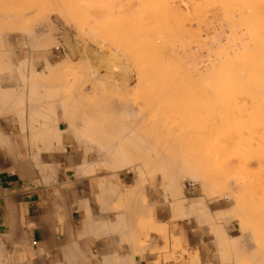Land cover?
Here are the masks:
<instances>
[{
	"label": "crops",
	"instance_id": "obj_1",
	"mask_svg": "<svg viewBox=\"0 0 264 264\" xmlns=\"http://www.w3.org/2000/svg\"><path fill=\"white\" fill-rule=\"evenodd\" d=\"M0 34V52L10 54L0 56V264L236 263L246 241L224 200L102 163L96 145L83 143L96 142L69 128L60 96L63 110L47 106L53 97L46 107L34 100L33 86L46 88L30 72L44 63L29 38Z\"/></svg>",
	"mask_w": 264,
	"mask_h": 264
},
{
	"label": "rangeland",
	"instance_id": "obj_2",
	"mask_svg": "<svg viewBox=\"0 0 264 264\" xmlns=\"http://www.w3.org/2000/svg\"><path fill=\"white\" fill-rule=\"evenodd\" d=\"M16 1L17 0H11V1L0 0V16L4 18L6 14V10L10 8L11 9L16 8L17 11L29 10L30 12H32L33 9H29V7L31 8V5L33 4L35 5V3H40V4L42 3L43 5L48 3V0L47 2L46 0H23V2H20V1L16 2ZM57 1L60 4L62 3L63 8L65 7L66 10L68 9V12L63 11V13H65L66 15L67 14L70 15V18L72 16V20H73L72 21L70 18H68L70 20L69 21L70 24L67 23L68 27L70 28L69 32L67 33L61 32L62 34L60 32H56L54 37H51L53 39L55 38V40L50 38L51 40L49 39L50 41L45 43L47 48H49L50 51H56L58 53V57L60 60L62 59V56H66L62 60L63 62L65 61L66 63H63V65L60 67V69H62V71L61 70L60 71L61 73H63L62 75L65 76L66 80L65 81L63 80L64 86L61 88V90L62 89L64 90H62V94L59 97V100L62 101L63 98H65L63 100L65 103L68 102V100H72V99L84 100L87 107H90V106L94 107L95 111L97 112V114L94 116L99 115V113L102 112V110L109 109L111 110V113H110L111 116L112 115L115 117L118 116L120 118L121 120L120 125H124V126L125 125L134 126L137 124L142 125L143 127L142 133H144L147 138L149 137H152V138L153 137H157V138L168 137L169 139L173 140V142H176V145L179 150L178 154L187 155V158L189 160L193 159L194 161L196 160V162L206 163L210 165L212 169V173L215 174L216 179L218 180L219 192L220 191H224V192L216 194V195H214L215 193H212V194L207 193L203 185L200 182L194 181L193 179H190V178H183L181 179L182 180L181 182H189V183H193L197 185L199 191L210 202L218 201L221 199L224 200L231 208L232 219L238 221L240 231L242 232V236L245 238V235L248 234V236H250V241H251L252 246L254 247L256 246V248H258L259 250L262 247L261 250H263L262 253L264 254V100H263L264 98L262 97L263 99L261 98L254 99L253 97V99H250L247 97L248 95L246 96V94H243V96L240 95L241 98H239V96H236L237 97L235 98L236 100L233 98H232L233 100L231 99L225 100V99H228L229 93L228 95H225L224 93L223 95L225 96L223 98L222 96L223 92H222L221 94H219V96H221V98H219L218 95H215V93L217 92V91L215 92V90L217 89V87H220V86L213 87L212 86L213 81H209V83L210 82L212 83L210 84V87L212 88H210L208 83H206V81L202 82V80H200V83H197L199 82V80L198 81L195 80L196 83L200 85L202 83H206L209 88V90L207 91L206 89L208 88L206 84H203L198 88L197 85L195 84L193 85L192 80L183 81L180 79V81H183V82L188 81L190 83L191 81L192 83L190 84L193 86L189 85V87L185 86L186 83H184L185 87H180V85L178 87L173 86V84L175 85L177 84L175 83L177 82V80L175 79L171 81V83L173 82L172 85H168L170 84V80H168V83H164L165 79L162 80L163 82L158 81L159 79L154 80V81H152L153 79L152 80H147V79L142 80L146 76V74H149L148 73L150 72L149 69L153 71L154 68L151 69L152 68L151 65L159 63L156 65L157 67L154 65V67L157 69H154L153 77L157 76V70L158 71L161 70V69L159 70V68L161 67L160 63L163 66L162 60L159 61V59L161 58L160 54H162V52L158 54L160 55L158 56L159 58L158 62L156 59L157 57L156 53L158 52V50H161V49H157V48H160V46L158 43H156V41L155 42L153 41L152 46L156 44V46H158L157 48L156 46H153L154 48L151 47L150 43H148L149 44L148 50L144 49V48H147V46H137V45H143L147 43V42H144V40L151 42L153 40V34H154V38H157L158 40L157 34L160 35L163 32L159 33L160 30L159 32L158 30L156 31V29H158V26H159L158 25L157 27H155L158 23L157 21L159 22L163 21L162 23L160 22L161 24L166 23L167 24L166 27L174 31V33L176 30L177 35L175 36H178L179 38L180 36L181 37L184 36L182 37L183 39L182 38L180 39L185 42L184 44L182 42V44L185 46V48H188L187 49L188 51L192 49H195V50L198 49L199 51L197 52H199L200 55L202 54V56H200L199 54L198 55L196 54L197 58H200V59H197L200 61V64H204L205 62V65H208L207 60L210 58L209 56L212 55L210 53V50L212 48L211 49L208 48L210 55L208 54L209 58L207 59L206 58L207 53L205 52L207 48L205 49L204 47L202 49L200 45H197L196 44L197 39L201 41L202 44L206 43V45L210 43L212 40H214L215 44H213L214 42H212L211 44L212 46L215 45L213 46L214 50H216L215 48L218 47V44L220 41H221L220 44L222 45L224 43L229 44V45L225 44L223 46L227 47V46L232 45L230 44V42H233L231 41L232 33L229 27H227V29L225 28L224 32L221 31L223 35L224 33L229 34L227 36L225 34L226 37L225 36L221 37L222 33L219 34V32L216 34L220 35V37L217 36L216 34L213 35V33H211L210 30H208L209 21L208 22L206 21L207 20L211 21V18H210L211 16L209 15H211L212 13L211 14L208 13L207 6H206L208 5V3L207 4L205 3L209 1L204 0L203 2V0H201L200 7L203 9V10L201 9L202 12L199 11L200 7H198L199 9L196 7V9H198L196 10L195 5H193V3L191 4L188 2L191 6L194 7L190 10L192 11V13L195 12L194 13L195 15L189 12L188 3H183V5H181V2L183 1L185 2V0L179 1L180 3H176V0H175L174 3L176 5L172 3L173 0L172 1L171 0H156V1L147 0L149 7L148 6L146 7L148 8H144V5L146 4V2L145 1L142 2V0H57ZM211 1L212 0H210V3ZM30 2H32V4ZM55 2L56 1L54 0V3ZM157 2H160L159 3L160 5L162 3L161 7L162 8L164 7V9H162L159 6L162 9L159 15V19L157 17V14L155 15L151 14L153 12H156V10H158ZM198 4H196V6H199ZM21 5H22V9H21ZM179 5L181 6V9L179 10H181L182 13L178 12L179 11L177 10L178 8L176 10L172 8L175 6L177 7ZM152 6L154 7L152 8ZM182 6L187 7L185 8L187 12H184L185 9H183ZM208 6H210V9L211 7L212 8L214 7L212 3L211 5L209 4ZM54 9L52 10V15H57L59 17L60 16L59 12L61 10L58 12L56 11V9L59 10V8H56L55 11L57 13H55ZM147 9H149V12L147 15L150 16V17H147L148 19L145 18L146 13H144L145 10L147 12ZM196 11L200 13L197 14ZM97 12L100 14L101 12L102 14L106 13V15L105 16L103 15L104 17L99 16L98 19H96L95 17H91L92 14H98ZM107 12L110 13L111 15L108 14ZM158 12H160V9L158 10ZM20 13L22 14L23 12H20ZM179 13H181V15ZM189 13H190V17L189 15H187ZM202 13L203 14L205 13L207 20L206 18L201 19L205 23L201 22L200 25H196L197 23L195 22L197 19L196 15H198V17L199 16L201 17ZM152 15L154 19L157 17L158 20L157 19L154 20L153 18H151ZM193 16H195V18ZM221 16L222 14L220 13V17ZM182 18L184 21L181 22ZM30 19L34 21V17H29V16H28V20L26 18L25 21L24 20H21V21L27 24V22L31 21ZM120 19L123 22L120 21ZM143 19H146V20L143 21ZM213 19H214L213 22L215 23L214 25H216L217 27L218 24H220V22L217 19H215V17ZM220 19H221V23L224 25L223 18H219V20ZM148 20H151V21H148ZM192 20H195V21H192ZM215 21L216 22L218 21L219 23L218 22L216 23ZM35 23L36 22L34 21L32 23L33 25H30L31 28L36 27ZM183 24H185V26ZM203 24H205V26ZM95 25H97V28L95 27ZM182 25L185 27L186 31H183L184 29L181 30V28H183ZM206 25H208V27ZM2 26L4 28V25ZM23 26L25 25L23 24ZM200 26H203V27L200 28ZM151 28L153 29L154 32L151 30ZM8 29L10 28L8 27ZM187 30L189 31L194 30L192 32L190 31L191 33L189 34L191 36H189V34L188 35L186 34L188 33ZM225 30H228V31H225ZM10 31L11 30H8V33ZM145 31H147L146 32L147 37L144 34ZM11 32H18V31L12 30ZM128 32L131 33V36H128L129 34ZM208 33H211V34L208 35ZM25 34L22 33L24 37L28 35V34L26 35ZM65 35L69 37L67 36L65 37ZM208 36H211L212 38L213 36H216L218 39L216 41V37H214V39L210 40L211 38H209ZM27 37L31 39L29 41L32 42V38H30L31 36L29 37L28 35ZM126 37L127 38L130 37L132 38V40L135 39L134 41L136 42L135 43H132V41L129 42V40L131 39L128 38L127 40ZM173 37L171 39H174ZM178 37H175V38H178ZM224 37L225 38L230 37L231 39L230 38L229 40L227 39L228 42H226V39ZM122 38L128 41L127 43L129 44H126V42H124ZM142 38L143 40H141ZM191 38L192 40L195 39L194 46H192L193 44L191 42L192 41ZM167 39H170V38H167ZM167 39L164 40V42L168 41ZM222 39H224L225 41ZM174 40L176 41L178 45L180 44L178 43L179 40L177 39H174ZM44 41H46L45 37H44ZM188 41L191 43H188ZM51 42H52V44H50L51 46L47 45L48 43H51ZM101 42H103L104 44ZM137 42H143V44L140 43V44L134 45ZM157 42H160V44L163 43L160 39ZM55 43H58V44H55ZM111 43L112 44L114 43V45H112ZM108 44H109L108 46L109 48H107ZM110 44L114 48L119 46L118 49L116 48L117 53L115 54L112 53V55L113 54L115 56L117 55L119 59L121 57H124L125 60L122 58L120 59L121 61H119L118 59L112 60L111 58H115V57H111V56L109 57V55L107 58V54H109L108 52L109 49H111V52L115 50L114 48L111 47ZM165 44L163 46H165ZM187 44H190L189 45L190 48L192 47L194 48L189 49V47H187ZM101 45H104L105 48L107 49L104 48L105 49L104 50L103 48H101L103 47ZM127 45H130V48H133V49H130V51L129 49L123 50V48L125 49ZM167 45L168 44H166V46ZM222 45H219V47L220 46L222 47ZM179 46L181 47L182 45H179ZM179 46L176 49L182 50V48H180ZM141 47H144V48H141ZM208 47H211V46H208ZM150 48H152V50L157 49L156 52L153 51L155 52L156 57ZM145 50H146L145 53L148 52L147 54L149 56L148 58H147V55L144 54L143 52ZM164 50L167 51L168 49L167 50L164 49ZM214 50H211V51L213 52ZM103 51H106V52H103ZM120 51H122V53L124 51L122 56L118 55V52L121 53ZM126 51H129V52H126ZM236 52L237 50L235 51V53ZM151 54L154 55L156 63L152 61L154 60V57H152ZM162 55L164 57V54ZM109 58L112 61H109L108 60ZM103 59L105 60L107 59L108 61H105ZM114 60H118L117 61L118 64H116L117 62L116 63L113 62ZM147 60H148V63L152 62L150 63L151 65L147 64ZM163 61H164V58H163ZM114 64L121 65V66L120 67L118 66V68L115 69ZM167 64H164V66H166ZM200 64L199 66L203 70L204 69L203 67L205 65L202 66ZM169 67H175V65L169 64ZM43 70H44V67L39 72ZM162 70L160 72H163ZM139 74L143 78L140 77V80L138 81L139 79L138 77L140 76ZM158 75H160V73H158ZM171 75H174V74H171ZM113 78H115L116 80H113ZM178 83L180 82L178 81ZM200 88H204L203 90L207 92L206 95L212 94V96L211 97H206L205 95L203 96V94H201L202 91L200 92V90H198ZM220 88L223 89L222 87ZM210 89H213L214 92L211 91ZM209 91H211L212 93ZM76 94L78 95L77 97H76ZM83 143L96 145V148L101 157L102 163H104L105 165H109L110 163H113V160L112 161L109 160L107 156L104 155L100 151L98 144L86 143V142H83ZM139 163H141V164H138L142 168L141 171L142 172L144 171L145 173L148 174L149 173L148 167H146V165L144 164L146 162H139ZM105 167L106 166H104V169ZM121 168L118 167L119 170H131V171L137 170L133 168V165H128L125 168L123 167ZM247 182L248 184L247 186H245ZM231 187L233 188V190ZM231 191L234 193V195L238 197L237 202L239 201L243 202L241 198L239 199V197H242L241 193L245 194L244 198H246V200H248V198L249 199L251 198L249 201L251 208L249 207V209L247 210L249 215L247 214L246 208H245V206L247 205H244V207L241 209V212L243 215L241 214V212L239 213L236 212L233 214V212L236 210L238 203L236 204V201H235L236 196L234 198H231L232 197V195L230 196ZM247 216L252 217L251 218L252 222H250V225L251 223H253L252 225L254 226V229H252L253 226L251 225L252 228L251 227L250 228L252 230L249 228L250 225L248 226L249 224L248 222L250 221V220L248 221V219L250 218ZM256 227L260 228L259 231H257L258 228L255 229ZM246 228H247V231H245ZM254 230L257 232H255ZM253 233H255L257 236L259 235L260 237L259 240L255 239L256 237L254 236L255 234ZM258 241L262 242V245L260 244L261 247L259 246L258 243L260 242ZM236 251H235V256H236ZM236 261H237V258H236Z\"/></svg>",
	"mask_w": 264,
	"mask_h": 264
},
{
	"label": "bare ground",
	"instance_id": "obj_3",
	"mask_svg": "<svg viewBox=\"0 0 264 264\" xmlns=\"http://www.w3.org/2000/svg\"><path fill=\"white\" fill-rule=\"evenodd\" d=\"M7 1H11V0H7ZM17 1L23 2V0H17ZM55 1L57 3L56 2L54 3V0H50V1L48 0V3H46L44 5L42 3L41 4L40 3H35V5L33 4L34 6L31 5V8L29 7V9H33L32 12H30L29 10L17 11L16 8H12V9L15 10L14 11V10H12L10 8V9L6 10V14H5L4 18L0 16V33H5V32L8 33V30H11V31L13 30V31H18V32L23 33V34L26 33V34L29 35V37L31 36L30 38H32V42L33 43L31 41H29L28 43H31L29 45H31L32 47L34 46L35 49L38 50L39 63H41V62L44 63V70L43 71H41V72H33V73L30 72L32 74V80L33 81L35 80L34 82H36V83L37 82L41 83L40 85H42V86L44 85L43 87L46 88L45 90L44 89H37L36 85L33 86V84H35V83H32L33 81L30 80V83L32 84L31 87H30L31 90H32V86H33V90H32L33 91V98H34V100H36L37 103H40V104H42V103L44 104L45 103L44 100L47 101L48 99H51L53 97L52 100H49L50 103H51V101H53L56 98H58V96H61L59 94L61 86L58 85L57 83L60 84L62 82V84H63L64 81L66 80L65 76L62 75L63 73H61L62 69H60V67L63 65V63H66L65 61L64 62L62 61L66 56H62V59L60 60L59 57H56L55 55H52L53 53H51V51L49 50V48H47V46L45 44V43L49 42L51 39H53L51 37H54L56 32H60V33L61 32H63V33L66 32L67 33V32L70 31V28L68 27V24H67L70 21L68 19V18H70V15H68V14L66 15L65 13H63V11L64 12H66V11L68 12V9L66 10L65 7L63 8L62 3L60 4V3H58L57 0H55ZM143 1L146 2V4L144 5V8H148L149 6H148V3H147V0H142V2ZM154 1H156V0H154ZM179 1H183V0H178V1L176 0V3H180ZM196 1L195 0H189V1L185 0V2L184 1L181 2V5H183V3H188V2L191 3V4L193 3V5H195V9H196V7L197 8L200 7L201 0L200 1L196 0ZM207 1H209V2L205 1L206 2L205 4L208 3V5L209 4L211 5V3H212V5L214 6L213 8L215 9V11H214V9L212 7L210 9V6L206 5L208 13L209 14L212 13L211 15H209V16H211L210 17L211 21L207 20V17L205 16V13L204 14L202 13V15L200 14L202 18L200 16L198 17V15H196V18H197L196 21L195 20H192V21L197 22L198 24L196 23V25H200V23L203 22L201 19H205L206 18V20H207L206 22L209 21L208 22L209 23L208 24L209 25L208 30H210V32L213 33V35L218 33V32L220 34V33H222L221 31L224 32V29L225 28L227 29V27H229L231 29V33H232V40L231 41H233L234 44H233V42H230V44H232V45H230L231 47L230 46L226 47V46H223V45H225V44L229 45V44L228 43H224L222 45V44H220V42H221L220 41L219 44H218V47H217L218 49L215 48L216 50H214L213 46H215V45L212 46L211 44H212V42H214V40H212V39H214V37H216V36H213V38L211 36H208L209 38H211L210 40H212L210 43L207 42L210 45H208V44L206 45V43L202 44L201 41H199L197 39V41L199 43H201L203 45V47H202L201 44H199L196 41L197 45H200L202 49L204 47H205V49L207 48L205 50V52L207 53V55L205 54L207 56L206 58L208 59L210 57L207 60L208 65H205V62H204V64H200V61L197 60V59H200V58H197V55L199 54V52H197V51H199V50L198 49L197 50L192 49V48H194L192 46H194L195 39L192 40V38H191L192 41L190 40L192 42V44H193V45L191 44L192 48H190V46H189L190 44H187V47H189V49H192V50L188 51L187 50L188 48H185V46L183 45L185 42L180 39V38H182L184 36H182V37L180 36V38L178 36H175V35H177L176 34L177 33L176 30H175V33H174V31H172L171 29H168L166 27L167 26L166 23L165 24L164 23L161 24L163 21L162 22L160 21L161 23L159 21H157L158 23H157V25L155 27H157L158 25L160 27L158 26V29H156V31L158 30V32H159V30H160L159 33H161V32H163V33L160 34L162 36H160L157 33L156 34L158 36V40L160 39L163 43L161 42L162 44H160V42H157L158 40H157V38H154V34H153L154 31L151 28V30L153 31L152 32L153 40L151 41L152 43L150 41L148 42V41L144 40V42H147V43L143 44V42H137L134 45H137V44L141 43L143 45H137V46H147V48H144V47H141V48H144V49L148 50V47H149L148 43H150L151 44L150 46L153 47V46H156V44L152 46L153 41L154 42L156 41V43H158L159 46H160V48H157L158 46H156V48L157 49H161V50H158V52L156 53L157 57L155 55V52L157 51V49L156 50L155 49L152 50V48H150V49L152 50V52L155 51L153 53H154V55H155V57L157 59V62H158V59H159L158 56L161 55L160 56L161 58L159 59V61L162 60L163 66L160 63L161 67L159 68V66H158V68H159V70L163 69L162 70L163 72H160L161 70L160 71L157 70V76L153 77L154 69H157V68L154 67V65L156 66L159 63L155 62L156 61L155 57H154V55L151 54L152 57H154V60H152V61L156 63V64L151 65L150 63H152V62L148 63V60H147V64H150L152 66L151 69L154 68L153 71H151L149 69V71L152 73V75H151L150 72H148L149 74H146V76L144 77L145 79H144L139 74L140 76L138 77L139 78L138 81L140 80V77L143 78L142 80H146V79L147 80H152L153 79L152 81H154V80L159 79L158 81H161V82H163L162 80L165 79L164 83H168V80H170V84H168V85H172L173 82L171 83V81L175 79V80H177V82H175L177 84L176 85L173 84V86H177L178 87L180 85V87H185V86L189 87V85H191L190 83L193 82V85L194 84L197 85L198 88L201 85L206 84V83H208V85L210 87V84H212V83L211 82L209 83V81H213V85H212L213 87H215V86L216 87L220 86L222 88L225 87V86L227 87V88L225 87L226 89L225 88L221 89L220 87H217V89L214 88V89H216L215 92L216 91L218 92V93L216 92L215 95L219 96V94H221L223 92L222 93L223 98H224L225 95H228V93H229L228 99H225V100H229V99L233 100V99L237 98L236 96H239V98H241V96H243V94H246V96L248 95L247 97L250 98V99H253V97H254V99H258V98L259 99L260 98L263 99L264 98V0H212L211 3H210V0H207ZM46 2H47V0H46ZM174 2H175V0L172 1V3H174ZM198 2H199V4H198ZM203 2H204V0H203ZM30 3L32 4V2H30ZM155 3H154V5H155ZM157 3H158L157 4L158 8L156 6L155 7L158 10L160 9V12H158V10H156V12H153L151 14H153V15L157 14V17L159 19V15H160L162 9H164V7L163 8L161 7L162 3H161V5L159 4L160 2H157ZM133 4H135V3H133ZM196 4H198L199 6H196ZM152 5H153V3H152ZM60 6H61V8H60ZM146 6H148V7H146ZM188 6H189V12L192 13V11L190 9H192L194 7L191 6L190 4ZM23 7H24V5H23ZM53 7L55 9L59 8V10L56 9V11H58V12L61 10L59 12V15H60L59 17L57 15H52V10L54 9ZM153 7L154 6H152V8ZM175 7H172V8H174V10H176L177 8H178L177 10L181 9L180 5L177 6L176 8ZM182 8L185 9L187 7H183L182 6ZM21 9H22V5H21ZM55 9H54V12L57 13L55 11ZM198 9H196V10H198ZM201 9L202 8L200 7L199 11L202 12L203 9L202 10ZM103 11H105V10H103ZM209 11H211V12H209ZM218 11H220V12H218ZM20 12H23V13L21 14ZM102 12H101V14H102ZM148 12H149V9H147V12L145 10L144 13H146V15H147ZM178 12H181V10H179ZM184 12H187L186 9L184 10ZM181 13H179V14L181 15ZM194 13L195 12H193L192 14L195 15ZM198 13H200V12H197V14ZM214 13H216V14H214ZM220 13L222 14L223 17L222 16L220 17ZM101 14L100 13L92 14V16L91 15L90 16L91 17H95L96 19H98L99 16L100 17L101 16L104 17L106 15V13H103L102 15ZM108 14H110V13H108ZM183 14H182V16H183ZM146 15H145V18L148 19L147 17H150V16H148V15L146 16ZM153 15H152L151 18H153ZM187 15H189V17H190V13L187 14ZM28 16L29 17H34V21L36 22L35 23L36 27L31 28V26H30V25H33L32 23L34 21L31 20L33 18H31L30 19L31 21L27 22V24L24 23L23 21H21V20L25 21L26 18L28 20ZM67 16H69V17H67ZM157 17L155 19H157ZM193 17L195 18V16H193ZM214 17H215V19H217L220 22V24H218L217 27H216V25H214L215 23L213 22L214 21V19H213ZM219 18H223L224 25L221 23V19L219 20ZM70 19L72 20V16H71ZM146 19H143V21H145ZM197 20H199L200 22L197 21ZM120 21H122V20L120 19ZM148 21H151V20H148ZM182 21H184L183 18L181 19V22ZM99 22H100V20H99ZM28 23H29V25H28ZM95 23H96V21H95ZM95 23H93V24H95ZM203 23H205V22H203ZM210 23H211V25H210ZM6 24H8V25H6ZM23 24L25 26H23ZM2 25H4L5 29L3 28ZM98 25H99V23H98ZM183 25L185 26V24H183ZM183 25H182L183 28H181V30L184 29L183 31H186L185 27ZM203 25L205 26V24H203ZM208 25H206V26L208 27ZM8 27L10 29H8ZM11 27H13V28H11ZM95 27L97 28V25H95ZM163 27H165V28H163ZM201 27H203V26H200V28ZM217 28L219 29V31H218ZM163 29H165V30H163ZM187 31H188V33H186V34L188 35L189 33H191L194 30H192V31L190 30L191 32L189 30H187ZM225 31H228V30H225ZM146 32L147 31H145L144 34L147 37ZM211 33H208V35L211 34ZM82 34H83V32H82ZM129 34H128V36H131V33H129ZM225 34H226V36L229 35L228 33H224V35L222 33L221 37L225 36ZM66 36L67 35H65V37ZM138 36H140V35H138ZM171 36L172 37L174 36L173 37L174 39L179 40L178 43H180L179 45H182V46L180 47L176 43V41L174 39H171L172 38ZM189 36H191V35L189 34ZM217 36L220 37V35H217ZM1 37H2V35H1ZM1 37H0V40L2 39ZM44 37L46 38V41H44ZM67 37H69V36H67ZM162 37H164V38H162ZM175 37H178V38H175ZM128 38L131 39V40H129V42L130 41H132V43L136 42V41H134L135 39L132 40V38H130V37H128ZM128 38H127V40H128ZM143 38L141 40H143ZM167 38H170L171 40L167 39ZM229 38L230 37L225 38L226 42H228ZM166 39L168 41L164 42V40H166ZM189 39H190V37H189ZM217 39L218 38L216 37V41H217ZM29 40H31V39H29ZM53 40H55V38ZM122 40H124V39L122 38ZM222 40H224V39H222ZM83 41H85V40H83ZM124 42H126V44H129V43H127L128 41H126V40H124ZM182 42H183V44H182ZM191 42L188 41V43H191ZM2 43H0L1 46H2ZM101 43H103V42H101ZM165 43L168 44V45L166 46ZM21 44L23 45L24 43L21 42ZM50 44H52V42L48 43L47 45H50ZM55 44H58V43H55ZM164 44H165V46H163ZM213 44H215V42ZM112 45H114V43ZM112 45H111V47H112ZM130 45H127V47H125V49L123 48V50L129 49V51H130V49H133V48H130ZM161 45H162L163 48L161 47ZM177 45L180 48H182V50H179V49L177 50L176 49L178 47ZM219 45H222V47L221 46L219 47ZM1 46H0V51L3 50V49H1V48H3ZM50 46H48V47H50ZM101 46H103L101 48H103V49L105 48L104 45H101ZM108 46H109V44L107 45V48H109ZM124 46H125V44H124ZM208 46H211V47H208ZM239 46H240V48H239ZM118 47H116V48L118 49ZM164 47H166V48H164ZM72 48H73V46H72ZM107 48H105V49H107ZM112 48H114V47H112ZM116 48H114L115 50H113V52H111V49H109V51L106 50V51L109 52V54H107V58H108V55H109V57L110 56L111 57H115V58H111L112 60L113 59H118L119 61H121L120 59L121 58L124 59V57H121L119 59V57H117V55L116 56L114 55L115 53H117V51H116L117 49ZM208 48H210V49L212 48L211 50H214L213 51L214 54L210 50V53L212 54V55H210ZM93 49H95V48H93ZM164 49H166V50L168 49L167 50L168 52L165 51ZM236 50H237L238 53L237 52L235 53ZM106 51H103V52H106ZM114 51H116V52H114ZM129 51H126V52H129ZM120 52L121 53L118 52V55L122 56L124 51H123V53H122V51H120ZM143 52L146 55L148 54V52L145 53L146 50L143 51ZM161 52H162V54H164V57H163L162 54H160ZM1 53H2V56H1ZM112 53H114L113 54L114 56L112 55ZM104 54H106V53H104ZM158 54H160V55H158ZM3 55H4V51L0 52L1 62L2 63L5 62V61H2V60H4L3 58H5V55H6V59L10 60L9 52H7L4 56ZM65 55H67V54H65ZM200 56H202V54ZM148 57L149 56L147 55V58ZM163 58H164V61H163ZM111 59L109 58L108 60L112 61ZM103 60H105V59H103ZM108 60L106 59L105 61H108ZM118 60H114L113 62L116 63ZM28 61H25L24 65L26 63L30 65L31 60L29 62ZM7 63L9 64V63H12V62L8 61ZM19 63H20V61L18 62V65H19ZM116 64H118V62ZM116 64H114L115 65V69L118 68V66L119 67L121 66V65H116ZM164 64H167V65L164 66ZM169 64H174L175 67H169ZM199 64L202 65V66L205 65L203 67L204 68L203 70H202V68H200ZM4 66L2 67L3 69H4ZM10 66H12V65H10ZM13 66H15V65H13ZM162 67H164V68H162ZM15 68H16V66H15ZM17 68H19V67L17 66ZM3 69H0V70H3ZM9 69L10 68H7V70H9ZM30 70H31V67H30ZM158 73H160V75H162V76L158 75ZM161 73H163V74H161ZM171 74H174V75H171ZM149 75H151V76H149ZM30 77L31 76H29V78ZM26 78L23 77L24 80ZM180 79L183 80V81L184 80H192V82L191 81H190V83L188 81L183 82V81H180ZM113 80H116V79L113 78ZM166 80H167V82H166ZM195 80L196 81L199 80V82H197V83H200V80H202V82L206 81V83H202L200 85V84H197ZM178 81L180 83H178ZM26 82H28V81H26ZM51 82H52V85L49 84ZM54 82L58 86H56L54 84ZM43 83H45L46 85L43 84ZM184 83H186L185 86H184ZM25 85H28V83L25 84ZM47 85L49 87H46ZM193 85H191V86H193ZM208 85L206 84L207 88H208ZM59 86H60V88H59ZM210 88H212V87H210ZM218 88H220V89H218ZM203 89L204 88L198 89V90H200V92L202 91L201 94H203V96L204 95L206 97H211L212 96V94L211 95L210 94L206 95L207 92H205V90H203ZM224 89L226 91L228 89V91L226 92ZM41 90H42V92L44 90V92L42 93ZM62 90H64V89H62ZM206 90L208 91L209 88L206 89ZM210 90L213 91V89H210ZM211 91H209V92H211ZM7 93H9V92H7ZM224 93H225V95H223ZM61 94H62V92H61ZM28 95L30 97V92L28 93ZM252 95H254V96H252ZM14 96L15 97H13V98H16V95H14ZM23 96L21 95V97H23ZM77 96L78 95L76 94V97ZM54 97H55V99H54ZM33 98H31L32 102H33ZM219 98H221V96H219ZM226 98H227V96H226ZM64 99L65 98H63V100ZM56 100H58V99H56ZM29 101H30V99H29ZM38 101H40V102H38ZM41 101H44V102H41ZM59 101L60 100H58V102ZM13 102H15V101H13ZM53 102H55V105H57V106H58V104H61L59 107H60L61 110L64 109L63 110L64 120L66 121V123L69 124V128L72 131L81 134V137L83 139H87V140H91L92 142H96L99 145V147L101 148V150L103 151V153L108 158H112L114 161H116V163H118V167L125 168L128 165H133L134 169H137V170L140 171V173H139L140 175H144L143 172L141 171L142 168L138 164H141L139 162H146L144 164L146 165V167H148V170H149L148 174L149 175L159 174V175L162 176L163 179H170L171 181H173L174 184H175V182L179 183L180 181H182L181 179H183V178H190V179H193L194 181L200 182L203 185V187H204V189L206 190L207 193H210V194L215 193L214 195H216V194L224 192V191H220L219 192L218 180L216 179L215 174L212 173V169H211L210 165H208L206 163L196 162V160L194 161L193 159L189 160L187 158V155L178 154L179 150H178V147L176 145V142H173V140L169 139L168 137H166V138H157V137H153V138L149 137V138H147L145 136V134L142 133V128H143L142 125H139V124L134 125V126L120 125V123H121L120 118L118 116H116V117L113 116V115L111 116V114H110L111 110H109V109L102 110V112H100L99 115L94 116V115L97 114V112L95 111L94 107L93 106L87 107L84 100L72 99V100H68L67 103H65L63 101L64 103L63 102L62 103H63L64 106L62 105L61 102L60 103H56L57 101H53ZM7 103H9V102H7ZM11 104H13V103H11ZM52 104L53 103H51L49 105V103H48L47 106H49V107L50 106L51 107L54 106V104L53 105ZM1 106L2 105H0V107ZM44 106H45V104H44ZM57 106H55V109H52V110H49V111L46 110V112H49L50 115H51L52 113H54L53 110H56ZM62 106L64 107L63 109H62ZM45 107H42V108L45 109ZM6 108H7V106H6ZM19 108H20V105H19ZM40 110H41V108H40ZM39 117H41V116H39ZM49 123H52V122H49ZM42 128H44V127H42ZM44 129H46V127ZM144 168H145V166H144ZM247 184H248V182L246 183L245 186H247ZM232 190H233V188H232ZM242 192H244V191H242ZM241 194H242V197L244 198L245 194H243V193H241ZM231 195H232L231 198H234L236 196V195H234V193L232 191L230 192V196ZM242 197H239V199L241 198L243 200V202L239 201L240 202L239 203V202H237L238 197L236 196V200L235 201H236V204L238 203L237 207H236L237 211L235 210L233 212V214L236 213V212H238V213L241 212V209L244 207V205H247V206H245L246 212L249 209V207L251 208V206L249 204V201H250L251 198L250 199L248 198V200H246V198L243 199ZM246 197H248V196H246ZM249 197H250V195H249ZM241 214H242V212H241ZM247 214L249 215L248 212H247ZM247 217H249V216H247ZM249 218L250 219H248V221L249 220L250 221L248 222L249 224L247 223L248 226L250 225V222H252V219H251L252 217H249ZM252 224L253 223H251V225ZM251 225L249 226V228L250 227L252 228L253 225L252 226ZM257 228L258 227H256L255 229H257ZM252 229H254V226H253ZM259 229L260 228H258L257 231H259ZM245 231H247V228L245 229ZM254 231H252V232H254ZM257 231H255V232H257ZM253 234H255V233H253ZM254 236L256 237V238L254 237L256 240L257 239L259 240V238H260L259 235L257 236L255 234ZM245 241L246 242H244L241 251L238 252V254H237L236 264H264V254L262 253L263 250H261L262 249V247H261L262 242L258 241V242H260L258 244L261 247V249L259 250L258 248H256V246L255 247L252 246L251 241H250V236H248V234L245 235Z\"/></svg>",
	"mask_w": 264,
	"mask_h": 264
}]
</instances>
